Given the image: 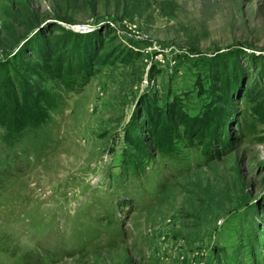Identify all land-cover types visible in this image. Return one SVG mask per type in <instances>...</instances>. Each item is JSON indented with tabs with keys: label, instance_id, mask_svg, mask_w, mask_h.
Listing matches in <instances>:
<instances>
[{
	"label": "rangeland",
	"instance_id": "374dc122",
	"mask_svg": "<svg viewBox=\"0 0 264 264\" xmlns=\"http://www.w3.org/2000/svg\"><path fill=\"white\" fill-rule=\"evenodd\" d=\"M0 264H264V0H0Z\"/></svg>",
	"mask_w": 264,
	"mask_h": 264
}]
</instances>
